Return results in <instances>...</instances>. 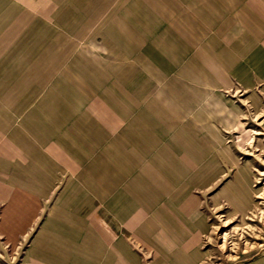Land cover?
<instances>
[{
	"label": "rangeland",
	"instance_id": "rangeland-1",
	"mask_svg": "<svg viewBox=\"0 0 264 264\" xmlns=\"http://www.w3.org/2000/svg\"><path fill=\"white\" fill-rule=\"evenodd\" d=\"M63 260L264 264V0H0V264Z\"/></svg>",
	"mask_w": 264,
	"mask_h": 264
},
{
	"label": "crops",
	"instance_id": "crops-1",
	"mask_svg": "<svg viewBox=\"0 0 264 264\" xmlns=\"http://www.w3.org/2000/svg\"><path fill=\"white\" fill-rule=\"evenodd\" d=\"M237 45H238V42H234V49L237 47ZM236 46V47H235ZM123 196V194H117L115 197L116 198H121ZM88 227L89 226H87V227H83L82 229H84V233L83 234H85V236L87 237H89V236H91V232L94 230V227L92 226V227H89V230H88ZM80 228H78L77 230H79ZM82 229H80V230H82ZM79 230V231H80ZM88 231V232H87ZM84 236V237H85ZM99 246H101V248H103V246L100 244ZM48 262H50V263H52V264H72V262H67V261H65V260H63V261H61V262H59V263H53V262H51V261H48Z\"/></svg>",
	"mask_w": 264,
	"mask_h": 264
}]
</instances>
